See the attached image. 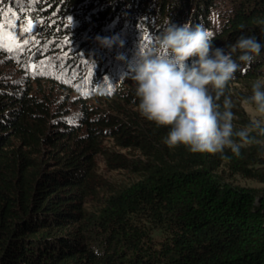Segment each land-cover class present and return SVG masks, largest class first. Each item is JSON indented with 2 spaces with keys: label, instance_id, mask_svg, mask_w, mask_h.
Returning a JSON list of instances; mask_svg holds the SVG:
<instances>
[{
  "label": "trees",
  "instance_id": "obj_1",
  "mask_svg": "<svg viewBox=\"0 0 264 264\" xmlns=\"http://www.w3.org/2000/svg\"><path fill=\"white\" fill-rule=\"evenodd\" d=\"M167 21L226 52L241 35L264 45V0H0V22L29 39L0 48V264H264V136L240 156L169 149V128L138 111L130 68ZM237 63L226 96L264 80V47ZM98 161L134 180L110 182Z\"/></svg>",
  "mask_w": 264,
  "mask_h": 264
},
{
  "label": "clouds",
  "instance_id": "obj_2",
  "mask_svg": "<svg viewBox=\"0 0 264 264\" xmlns=\"http://www.w3.org/2000/svg\"><path fill=\"white\" fill-rule=\"evenodd\" d=\"M95 39L109 49L114 44L123 46L116 37ZM213 40V34L199 25L177 26L167 21L152 48L140 49L130 68L138 111L156 127L169 128L163 138L169 149L184 146L191 153L208 154L230 149L240 156L243 147L259 143L253 132L264 136V80L253 83L252 94L244 101L251 107L253 118L239 130L233 124L234 104L225 95V88L240 66L237 60L251 64L264 45L254 35H241L235 43L226 45V52L224 47L214 48ZM74 76L75 71H71L60 79L68 78L73 83ZM221 97L222 111L216 103Z\"/></svg>",
  "mask_w": 264,
  "mask_h": 264
},
{
  "label": "rangeland",
  "instance_id": "obj_3",
  "mask_svg": "<svg viewBox=\"0 0 264 264\" xmlns=\"http://www.w3.org/2000/svg\"><path fill=\"white\" fill-rule=\"evenodd\" d=\"M17 42L21 44V42H23V39H17ZM136 42H132V45H135ZM140 49L137 50L139 52ZM137 52V53H138ZM48 61V62H46ZM61 62V59H55V61L53 63L50 62V59L48 58H42L40 59L37 63L38 66L41 68H46L47 71H51L54 72L56 70V66ZM57 64V65H56ZM257 80H262V79H254L252 81H244V82H240V83H233L229 86L228 89V97H230L233 101L234 107L231 109L232 112L234 113V117L235 119L233 120V124L235 126L236 130H239L241 128H243L244 126H247L251 119L253 118V112L251 107L246 104L244 101L245 99L250 96L252 94L251 92V88L253 83H255ZM71 112L72 114H75L77 112L76 110V106L71 108ZM243 120V121H242ZM246 122L244 123H240V122ZM97 166H98V172H100L104 177H106L110 182L116 183V184H120V183H127L130 184L131 181H133L134 179H130V176L128 177V175L122 171L118 172V171H109L107 170L101 161L97 162ZM227 180L228 182L232 183L233 185H239V186H243V187H261L262 184L247 180V179H243L237 175H232V176H227ZM156 239H158L159 241V237L156 236Z\"/></svg>",
  "mask_w": 264,
  "mask_h": 264
},
{
  "label": "snow or ice",
  "instance_id": "obj_4",
  "mask_svg": "<svg viewBox=\"0 0 264 264\" xmlns=\"http://www.w3.org/2000/svg\"><path fill=\"white\" fill-rule=\"evenodd\" d=\"M32 27V21L29 20L27 22V25L23 27L20 31L22 33H31ZM15 28L16 25L12 22H9L7 25L3 22H0V48L6 49L8 51H14L17 49H22L24 45H27L29 43L28 38H25L23 40V44L17 42V34L11 30Z\"/></svg>",
  "mask_w": 264,
  "mask_h": 264
}]
</instances>
